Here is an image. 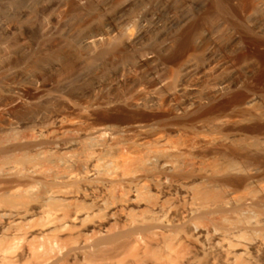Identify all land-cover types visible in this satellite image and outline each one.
Listing matches in <instances>:
<instances>
[{
	"label": "bare ground",
	"instance_id": "bare-ground-1",
	"mask_svg": "<svg viewBox=\"0 0 264 264\" xmlns=\"http://www.w3.org/2000/svg\"><path fill=\"white\" fill-rule=\"evenodd\" d=\"M147 105L1 129L0 264H264V136L225 132L256 98L198 111L209 132Z\"/></svg>",
	"mask_w": 264,
	"mask_h": 264
},
{
	"label": "rangeland",
	"instance_id": "rangeland-1",
	"mask_svg": "<svg viewBox=\"0 0 264 264\" xmlns=\"http://www.w3.org/2000/svg\"><path fill=\"white\" fill-rule=\"evenodd\" d=\"M243 96L224 131L264 136V0H0L2 133L146 104L209 132L195 114Z\"/></svg>",
	"mask_w": 264,
	"mask_h": 264
}]
</instances>
